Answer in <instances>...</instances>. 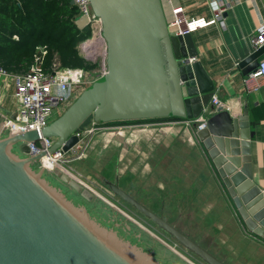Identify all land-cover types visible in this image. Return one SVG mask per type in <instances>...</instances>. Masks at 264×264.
Wrapping results in <instances>:
<instances>
[{
  "label": "water",
  "instance_id": "water-1",
  "mask_svg": "<svg viewBox=\"0 0 264 264\" xmlns=\"http://www.w3.org/2000/svg\"><path fill=\"white\" fill-rule=\"evenodd\" d=\"M90 3L101 21L107 72L42 131L54 141L50 152L71 150L93 123L205 117L196 136L246 232L264 242V190L254 181L248 111L238 116L211 104L217 84L202 62L189 63L198 56L192 34L169 30L162 0ZM76 25L91 34L88 17ZM263 57L264 47L243 60V75L256 72ZM4 111L0 105V264H193L80 178L43 166L46 151L35 155L29 147L40 132L12 133ZM104 186L201 264H227L118 183Z\"/></svg>",
  "mask_w": 264,
  "mask_h": 264
},
{
  "label": "crops",
  "instance_id": "crops-1",
  "mask_svg": "<svg viewBox=\"0 0 264 264\" xmlns=\"http://www.w3.org/2000/svg\"><path fill=\"white\" fill-rule=\"evenodd\" d=\"M162 3L166 16L179 6L188 17L206 20L214 17L217 6L225 5L223 26L213 25L192 34L197 61L216 82V97L225 110L238 116L248 111L254 181L264 190V80H253L251 89H246L247 77L239 68L254 53L250 36L264 23V0ZM81 93L76 90L71 103L59 111L63 113ZM14 94L13 80L0 78V105L11 116L18 109ZM160 127L100 133L90 144L85 163L93 166V160L111 154L113 167L103 172V180H136L137 188L144 189L151 200L152 205L145 197L146 206L167 220L192 222L199 231H193L197 237L191 236L199 237L227 264H264V242L247 234L222 183L212 174L211 162L197 136L184 126Z\"/></svg>",
  "mask_w": 264,
  "mask_h": 264
},
{
  "label": "built area",
  "instance_id": "built-area-1",
  "mask_svg": "<svg viewBox=\"0 0 264 264\" xmlns=\"http://www.w3.org/2000/svg\"><path fill=\"white\" fill-rule=\"evenodd\" d=\"M73 1L79 11V16L88 17L91 26L92 37L80 44V51L85 57H90L92 61L99 62L98 70H88L84 68L61 70L55 65L51 73H45L41 67L40 57L36 59V64L31 67L29 72L12 74L0 67V78H10L13 80L15 88L14 96L18 104L15 119L7 113H3V118L12 123V133H19L24 130L33 129L40 132L41 137H39V140L35 144H30L29 147L31 153L35 155L46 151V156L42 160L43 166L49 169L58 168L73 174V170L68 166L85 158V154L95 136L112 130L119 131L124 128L146 129L155 126H184L188 129L190 128L196 136L197 131L206 127L207 118L205 117H200L194 121L183 119H179L181 121L165 122L146 121L117 126L93 123L84 131L77 134L79 141L71 150L63 152L59 149L50 152L54 141L50 138L44 137L42 131L50 124V120L55 111L71 103L76 90L83 92V90L91 86L97 79L104 76L107 72V46L102 37L101 21L94 16L90 0ZM225 11V5L217 6L214 17L210 20H206L204 18H190L186 15L184 8L179 6L173 7L170 15L167 16L169 30L174 32L176 36H185L213 25L223 26L224 23L222 21ZM250 43L253 52L264 47V23L258 27L255 34L250 36ZM85 45H88L89 48H82ZM92 50H94L93 54L91 53ZM195 61H197L196 58H189V63ZM253 80H264V59L261 60L256 72L247 76V79L245 80L246 89H251ZM211 104L215 107L222 106V103L216 95L213 97ZM210 166L212 174L216 177L218 182L221 183L211 163Z\"/></svg>",
  "mask_w": 264,
  "mask_h": 264
},
{
  "label": "trees",
  "instance_id": "trees-1",
  "mask_svg": "<svg viewBox=\"0 0 264 264\" xmlns=\"http://www.w3.org/2000/svg\"><path fill=\"white\" fill-rule=\"evenodd\" d=\"M71 0H0V67L12 74L29 72L40 57L45 73L95 67L82 56L79 45L88 34L76 25L79 11ZM97 66V65H96ZM146 121L118 122L110 126Z\"/></svg>",
  "mask_w": 264,
  "mask_h": 264
},
{
  "label": "rangeland",
  "instance_id": "rangeland-1",
  "mask_svg": "<svg viewBox=\"0 0 264 264\" xmlns=\"http://www.w3.org/2000/svg\"><path fill=\"white\" fill-rule=\"evenodd\" d=\"M87 36H88L87 40H89V39H91L92 34H88ZM82 56H84V58L86 59V57H85L84 54H82ZM88 62L92 63L93 65H95L94 63H97L96 64L97 66L95 65V67L92 68V70H98L99 69V62L98 61L89 60ZM62 114L63 113L61 111H59V109H57L55 111L52 119L50 120V122H52L53 120L57 119ZM160 128H162V127H160ZM184 128H186V127H184ZM113 131H115V130L108 131V132H113ZM89 150L90 149L88 148L87 153L85 154V158H83L81 161H78V162L73 163V164H71V165L68 166L70 169L73 170V174L76 177L80 178L84 183H86L87 185H89L91 188H93L95 191H97L99 194H101L102 197H105L106 199H108V201H110L112 204H114L115 206H117L119 208L122 207L124 210L122 208L121 209L123 211H125L133 220H135V222H137L140 226H142L147 231H149L150 233H152L153 235H155L159 240H161L162 242H164L165 244H167L168 246H170L172 249H175V251L179 252L182 256L186 257L193 264H201L200 262L197 261L196 258H194L192 255H190L189 253H187L178 244H176V242L173 239L169 238L162 231L157 230L150 222L144 220L142 217H140V215H137L135 213V211L133 212L132 210H129L128 208H126V206L124 204H120V202L115 201L113 198H111L110 196H107V194H105L106 190L102 188L103 187L102 186V184H103L102 177H104L103 176L104 175L103 174L104 171H107L108 168H111L112 169V167H113L112 166V162H111V154L110 155L108 154V156H106L103 159L93 160L92 161L93 166H90V165H87L85 163V161L89 157V152H90ZM82 162H84V163L82 164ZM129 183H131V185H132L131 187L132 188L130 186H128ZM120 184H121V187L124 188V190H126L129 194L133 193L134 194V195L132 194L133 197H135L141 203L145 204L143 201H144V199L146 197L147 198V201H149L150 204L152 205L151 200L148 197V193H146L144 189L137 188L138 182L136 180H133V181H131V180H123V181L120 182ZM133 186L134 187L136 186L135 190L133 189ZM133 191H135L138 194H135ZM167 221H169L170 223H172L175 227H177L179 230H181L182 232H184L187 236H189L191 239H193L199 245L205 247L206 249H209L208 247L205 246V244L203 242H201V241L198 240V239H200L199 237H198V239H196L193 236H191V235H194L193 234L194 233L193 232L194 230H195V232L199 231L194 226V224L192 222H190V221H184V222H182V221H172V220H167ZM131 224H133V223H131ZM133 225L136 226L138 229H140L142 232H144L146 235H148L150 238H152L153 240H155L152 236H150L148 233H146L145 231H143L140 226L135 225V224H133ZM186 229H188V230H186ZM194 236H196V235H194ZM209 251L211 252L210 249H209ZM211 253H213L214 255H216L213 251ZM217 257L220 258L219 256H217ZM221 260H223V259H221Z\"/></svg>",
  "mask_w": 264,
  "mask_h": 264
},
{
  "label": "flooded vegetation",
  "instance_id": "flooded-vegetation-1",
  "mask_svg": "<svg viewBox=\"0 0 264 264\" xmlns=\"http://www.w3.org/2000/svg\"><path fill=\"white\" fill-rule=\"evenodd\" d=\"M105 181L106 180H103L102 182H103V186H104V184H105ZM112 182H116V183H118L119 185H120V187H121V184H120V182H119V180H115V181H112ZM61 186V185H60ZM105 190H106V192H105V194H107V196H110L111 198H113L115 201H118V202H120V204H124L125 206H126V208H128L129 210H132L129 206H127L123 201H121L117 196H115V195H113L108 189H107V187L106 186H104L103 187ZM122 188V187H121ZM65 190H67L66 188H64ZM124 189V188H123ZM68 191V190H67ZM70 193V195H74L73 193H71V192H69ZM132 195V194H131ZM133 196V195H132ZM77 199V198H76ZM97 203V202H96ZM94 204V203H93ZM93 204H89V207L91 208V206L93 205ZM133 212H134V210H132ZM135 213L137 214V215H139L136 211H135Z\"/></svg>",
  "mask_w": 264,
  "mask_h": 264
},
{
  "label": "bare ground",
  "instance_id": "bare-ground-1",
  "mask_svg": "<svg viewBox=\"0 0 264 264\" xmlns=\"http://www.w3.org/2000/svg\"><path fill=\"white\" fill-rule=\"evenodd\" d=\"M78 48H79V50H81V47H80V45H79V47H78ZM82 48H84V49H88L89 47H88V45H85V46H84V47H82ZM88 51H89V50H88ZM91 53L93 54V53H94V50H92V51H91Z\"/></svg>",
  "mask_w": 264,
  "mask_h": 264
}]
</instances>
